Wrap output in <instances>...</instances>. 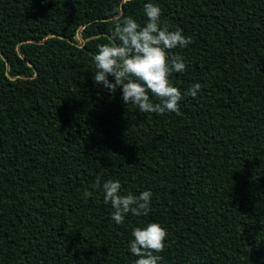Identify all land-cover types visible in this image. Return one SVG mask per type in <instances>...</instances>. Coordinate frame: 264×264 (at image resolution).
Returning <instances> with one entry per match:
<instances>
[{"label": "trees", "instance_id": "trees-1", "mask_svg": "<svg viewBox=\"0 0 264 264\" xmlns=\"http://www.w3.org/2000/svg\"><path fill=\"white\" fill-rule=\"evenodd\" d=\"M145 2L0 0V264H133L149 222L158 264H264V0H151L192 38L164 115L91 78L115 16L143 25ZM97 176L150 190L148 215L115 224Z\"/></svg>", "mask_w": 264, "mask_h": 264}, {"label": "clouds", "instance_id": "clouds-1", "mask_svg": "<svg viewBox=\"0 0 264 264\" xmlns=\"http://www.w3.org/2000/svg\"><path fill=\"white\" fill-rule=\"evenodd\" d=\"M145 23L138 24L132 17L117 14L113 20L111 43L97 44L91 56L94 85L103 87L109 94L117 88L124 105H131L139 113L179 114L181 91L169 80L171 73H183V58L171 52L186 48L192 38L179 28L169 30L161 21V8L151 0L143 3ZM111 78V79H109ZM200 84L194 83L186 95L195 98ZM110 206L109 218L117 225L125 216H147L151 208L150 190L133 193L121 192L119 180L101 182L97 176L93 185ZM93 195L85 190L82 197ZM166 230L158 223L149 222L133 227L127 240V251L135 257L133 264H158L165 247Z\"/></svg>", "mask_w": 264, "mask_h": 264}, {"label": "water", "instance_id": "water-1", "mask_svg": "<svg viewBox=\"0 0 264 264\" xmlns=\"http://www.w3.org/2000/svg\"><path fill=\"white\" fill-rule=\"evenodd\" d=\"M78 45H81V42Z\"/></svg>", "mask_w": 264, "mask_h": 264}]
</instances>
